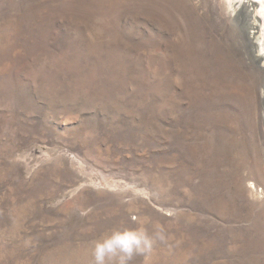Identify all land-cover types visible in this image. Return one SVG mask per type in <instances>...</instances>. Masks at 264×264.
Returning a JSON list of instances; mask_svg holds the SVG:
<instances>
[{
    "label": "rangeland",
    "instance_id": "374dc122",
    "mask_svg": "<svg viewBox=\"0 0 264 264\" xmlns=\"http://www.w3.org/2000/svg\"><path fill=\"white\" fill-rule=\"evenodd\" d=\"M236 8L0 0V264H92L138 227L147 264H264V59Z\"/></svg>",
    "mask_w": 264,
    "mask_h": 264
},
{
    "label": "clouds",
    "instance_id": "9594fccd",
    "mask_svg": "<svg viewBox=\"0 0 264 264\" xmlns=\"http://www.w3.org/2000/svg\"><path fill=\"white\" fill-rule=\"evenodd\" d=\"M144 222H147V218ZM154 243L155 239L144 227L113 228L94 242L92 264H129L134 254L145 255L147 264V254L152 251Z\"/></svg>",
    "mask_w": 264,
    "mask_h": 264
},
{
    "label": "bare ground",
    "instance_id": "6f19581e",
    "mask_svg": "<svg viewBox=\"0 0 264 264\" xmlns=\"http://www.w3.org/2000/svg\"><path fill=\"white\" fill-rule=\"evenodd\" d=\"M231 1L236 5L237 8H241L246 15H249L246 16L245 25L248 28L252 29L251 31H253L254 27V29L256 30L255 34H258V36H256L253 32H251L249 42L252 46H257L259 48L258 57L264 59V0ZM249 17H252L253 22L256 24L255 26L252 27V23L250 22Z\"/></svg>",
    "mask_w": 264,
    "mask_h": 264
}]
</instances>
